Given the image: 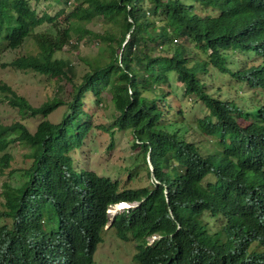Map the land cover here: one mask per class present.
<instances>
[{"label":"trees","instance_id":"trees-1","mask_svg":"<svg viewBox=\"0 0 264 264\" xmlns=\"http://www.w3.org/2000/svg\"><path fill=\"white\" fill-rule=\"evenodd\" d=\"M55 2L56 14L39 16L30 0H0V42L15 50L32 39L34 48L10 65L71 85L69 98L59 87L35 107L0 84L11 106L41 117L34 133L0 126V150L19 141L32 159L18 188L4 185L0 220L10 222L0 226V264H94L111 229L134 242L138 264H264V105L223 101L199 78L216 71L264 91V0ZM91 23L115 26L93 33ZM87 35L105 47L76 79L74 64L56 54ZM171 73L208 116L191 124L167 106ZM106 92L115 117L103 129L131 135L155 183L132 188L77 165L94 126L88 97L103 105ZM193 129L212 138L207 150L189 139ZM120 203L133 206L111 220Z\"/></svg>","mask_w":264,"mask_h":264},{"label":"rangeland","instance_id":"rangeland-1","mask_svg":"<svg viewBox=\"0 0 264 264\" xmlns=\"http://www.w3.org/2000/svg\"><path fill=\"white\" fill-rule=\"evenodd\" d=\"M30 5L39 16L44 12L54 15L63 7L57 4L55 0H30ZM113 25L115 26L111 23L108 25L91 23L86 25V28L93 33H101L105 28H110ZM47 27L48 25L43 26L37 32L45 31ZM76 38L74 36L73 42L77 48L66 47L63 51L58 52L56 56L72 62L76 68V79H80L89 69L88 62L99 56L105 44L103 40L95 39L91 35L85 36L81 41ZM31 40L29 39L24 46L15 50L6 48L5 43L0 42V84L11 87L14 92L27 99L35 107L56 97L59 87H63V90L60 89V94L65 99L69 98L70 83L66 81L58 82L31 70H19L10 65L13 60L33 51ZM190 44L193 46V43L190 42ZM233 58L240 57L235 56ZM233 58L229 62V66L232 70H236L239 67L233 63ZM199 78L205 83V89L209 95L223 101H233L240 106L248 107L264 105V91L261 88L253 89L230 75H221L216 71H209L207 74H200ZM164 91L168 94L169 102L167 106L170 104L176 111L182 110L183 120L187 123L193 124L200 118L208 116L209 111L202 102L194 101L184 94V87L178 81L175 73L170 74V84L164 86ZM11 97V93L0 89V126H10L19 122L28 126L29 130L34 133L41 117L23 115L18 109L10 105L8 99ZM103 98V105H97L93 97H88L87 107L91 111L94 126L80 153L75 154L77 165L93 170L102 177L120 181L122 185H129L132 188L155 183V177L151 172L153 168L150 159L147 157V166L150 169L151 177L148 175L141 149H134L133 147L131 135L119 131H115L112 135L103 129L115 117L111 95L106 92ZM65 111L66 107L61 106L49 117V120L53 123L59 122ZM187 136L190 137V140L202 144L205 150L212 145V138L201 136L194 129L189 131ZM10 138L11 136H6L7 140ZM30 153L31 150L26 144L19 141L9 143L5 150H0V209H3L4 185L9 184L18 188L25 181L23 172L32 163ZM6 154H10V159L7 164L3 165L2 157ZM130 175L133 178L131 181L129 179ZM131 206L133 205L129 204L128 206H122V208L117 205L112 206L109 211L111 220ZM9 222V220L1 219L0 226ZM103 238L104 241L99 245L95 254L94 264H138L135 260L136 248L132 240H121L114 229L105 231ZM154 240L153 237L150 242Z\"/></svg>","mask_w":264,"mask_h":264},{"label":"bare ground","instance_id":"bare-ground-1","mask_svg":"<svg viewBox=\"0 0 264 264\" xmlns=\"http://www.w3.org/2000/svg\"><path fill=\"white\" fill-rule=\"evenodd\" d=\"M128 205H129V204H128ZM128 205H127V203H120V204H117V206H118V207H121V208H122V206H128ZM109 211H110V210H109ZM109 213H110V212H109Z\"/></svg>","mask_w":264,"mask_h":264},{"label":"water","instance_id":"water-1","mask_svg":"<svg viewBox=\"0 0 264 264\" xmlns=\"http://www.w3.org/2000/svg\"><path fill=\"white\" fill-rule=\"evenodd\" d=\"M132 207V206H131ZM131 207H129V208H131Z\"/></svg>","mask_w":264,"mask_h":264},{"label":"clouds","instance_id":"clouds-1","mask_svg":"<svg viewBox=\"0 0 264 264\" xmlns=\"http://www.w3.org/2000/svg\"><path fill=\"white\" fill-rule=\"evenodd\" d=\"M110 214V213H109Z\"/></svg>","mask_w":264,"mask_h":264}]
</instances>
